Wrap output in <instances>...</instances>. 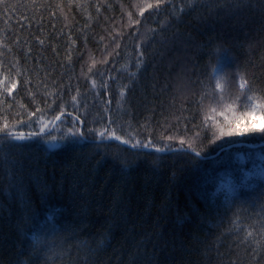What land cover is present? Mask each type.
<instances>
[{
  "label": "snow or ice",
  "instance_id": "snow-or-ice-1",
  "mask_svg": "<svg viewBox=\"0 0 264 264\" xmlns=\"http://www.w3.org/2000/svg\"><path fill=\"white\" fill-rule=\"evenodd\" d=\"M74 3L75 0H69L68 6ZM54 7L63 11L65 5L52 4L48 0H0V17L11 20L19 16L26 21L20 24V29L28 31L27 36L14 32L8 37L10 43L0 40V46L5 49L0 51V218L6 211L10 214L3 198H7L9 203L19 201L23 209V215L15 222L16 239L12 246L16 249V259L12 264H97V253L112 244L117 232L131 233L132 229L125 230L124 227L126 211H121L118 217L113 212L112 218L96 229V222L89 215L88 202L75 198L77 195L86 196L87 187L80 192L74 185L67 206L52 203L53 191L63 189H56L42 175L41 154L47 158L59 155L54 150L75 151L85 147L90 149L92 156L98 157L96 167L111 163L121 174L134 170L141 160L149 169L156 170L162 163L158 156L160 153L179 157L182 161L179 174L195 176L191 191L200 207L190 206L192 215L199 218L201 224L219 229L217 240L231 235L236 250L243 246L246 264H264V56L261 57L258 75L250 70V65L256 66L251 58L239 61L230 46L213 43L211 37L207 43L194 44L192 31H184L178 26L184 23L185 17L194 15L204 23L207 17L201 19L198 15L204 8L209 14L220 8H230L233 13L247 9L254 16L259 14V31L264 33V0H221L216 4L206 0H183L180 4L175 0H145L138 8V17L131 12L127 14L130 29L127 36L133 41V57L124 66L129 69L126 74L121 72L113 76L107 69L94 71L93 67L88 68L86 79L90 80L91 90L97 96L107 94L102 109L95 110L94 116L89 111L94 108V101L91 105L87 103L78 83H72L70 72L76 40L71 38V30L67 35L60 32L66 40L65 62L58 59L60 52L51 41L46 43L31 32L33 20L37 30L44 31V17L40 10ZM29 11L34 14L26 15ZM146 12L149 16L164 19L155 20L157 27L141 33ZM55 15V12H50V16ZM206 27L215 31L214 25L207 24ZM52 28L56 31L54 24ZM199 31L204 34L203 29ZM244 35L247 36V32ZM123 38L124 34L111 38L115 46L108 56L113 58V69L116 58L122 55L121 44L116 41ZM88 40L89 36L84 35L85 51ZM13 47L19 51L13 53ZM190 49H194V54ZM177 50L184 53V58L171 76L169 107L172 111L170 118H165L166 125L157 121L163 130L154 138V130H149V117L145 123L137 122L133 127L132 107L126 95L137 90L144 93L146 88H151L152 95H155L159 66L155 62L156 57L164 60L167 53L172 52L175 56ZM76 51V59L82 60L83 52ZM104 51H107V46ZM9 53H12L10 57ZM53 58H56L55 64ZM174 62L168 60V73H171ZM100 63L107 65L109 61ZM95 64L96 61L92 60V65ZM168 73H165L160 91L169 88ZM65 75L67 80L61 83ZM96 76L101 78L99 83L94 78ZM49 79L57 86L54 92L47 91L46 81ZM122 80L127 81L118 89L123 103L118 101L117 110L113 112V93L109 91L107 81L119 83ZM42 91L43 96H40ZM73 91L75 95H70L72 110L69 111L63 97ZM20 92L27 94L33 107L23 103L17 107ZM148 104L145 109L154 112L155 109ZM90 116L91 120L88 119ZM65 124L71 127L59 137L48 131H59ZM174 128L176 134L165 135L173 132ZM181 131L182 135L179 134ZM141 136L143 139L138 138ZM57 140L60 142L54 143ZM177 141L178 146L173 147ZM127 153H131L133 159L129 160ZM176 176L177 173L173 172V177ZM33 189L38 195L39 206L34 205L30 195ZM187 220V214L178 216L181 224ZM225 223L227 227H224ZM158 236L162 237L163 233ZM198 239L193 235V240ZM93 241L95 247L92 246ZM179 244L185 247L182 238ZM176 247L173 241L172 251ZM216 247L219 258L223 254L218 251L219 246ZM153 248L151 254L143 253L147 256V264H174L172 252L167 250V241L158 251L155 245ZM73 249L79 261L71 259ZM80 253L84 255L80 256ZM208 254V249L202 253L206 258ZM141 255L137 247L128 254L124 264H137ZM122 256L123 253L117 257L116 264H122ZM65 257H69V261L66 262ZM0 264H4L3 259H0ZM218 264H223V261L218 259ZM230 264H240V261L233 259Z\"/></svg>",
  "mask_w": 264,
  "mask_h": 264
},
{
  "label": "trees",
  "instance_id": "trees-1",
  "mask_svg": "<svg viewBox=\"0 0 264 264\" xmlns=\"http://www.w3.org/2000/svg\"><path fill=\"white\" fill-rule=\"evenodd\" d=\"M52 4L63 3L65 7L63 11L59 8L41 9L40 14L43 15V32H39L36 27V21H32L31 32L39 35L41 39L51 43L60 52L58 59L64 61V52L66 50V40L64 36L60 35L63 31L65 35L71 30V38L76 40L73 46V68L70 72L72 75L73 85L80 88L82 95L86 98V102L90 105L93 104L94 108L89 111L95 115V110L102 109L104 96H97L91 90L90 80L86 79L88 76V68L93 67V70L100 69L101 71L107 69L111 75L116 76L119 73L126 72L124 66L128 64L133 57V41L127 36L130 31L128 28V13L131 12L134 17H138V8L143 6L145 0H75V3L69 7V0H48ZM177 4L183 0H175ZM207 3L216 4L221 0H206ZM112 5V7H108ZM50 12H55V17L50 16ZM26 15L32 16L34 13L29 11ZM199 17L203 19L207 17L204 23H201L194 15L192 17H185L184 23L178 25L184 31H192L195 37L194 44L207 43L209 38L213 43L220 46H230L239 61L251 58L256 66L250 65V70L255 71L258 75L261 72V57L264 56V33L259 31L260 18L257 13L255 16L247 9L240 12H231L230 8H220L216 12L209 14L207 8L199 12ZM91 17V18H90ZM146 19L140 27L141 33H146L148 28H155L157 24L155 20H163V17H156L155 15L149 16L145 13ZM26 23L21 17L14 16L11 20H5L0 17V40L4 43H10L8 37L16 34L28 35L27 30H21L20 24ZM55 25L56 31H53L52 25ZM90 25L86 28L85 25ZM207 24L215 26V31H211ZM243 25V27H241ZM235 26V27H233ZM199 29L204 30L201 34ZM247 32V36L244 33ZM124 34L123 39H117L116 42L121 44L122 55L116 58L115 69L112 67V57L108 56L114 48L111 42L112 36L119 37ZM88 35L87 50L83 43V36ZM103 37V41H101ZM242 42V43H240ZM251 45L249 48L248 46ZM107 46V51H104ZM83 52V59L77 60V51ZM0 51H5L0 46ZM19 49L13 47V53L18 52ZM194 54V49H190ZM9 57L12 53L8 54ZM184 58V53L179 50L176 51L175 56L172 52L167 53L164 60L159 56L156 57L158 63V83L156 94L152 95V89L146 88L144 93L137 90L134 94L126 95V99L130 101L132 107V124L133 127L137 126V122L143 124L146 122V117L150 118L149 130H154V138L158 136L163 130L157 124H167L166 117L170 118L169 113L172 109L169 107V97L171 92V76L177 71V66ZM53 58V64H55ZM171 59L173 63L171 73H168L167 63ZM92 60L96 61L95 66L92 65ZM102 60H108L107 65L100 63ZM134 70V69H131ZM165 73L169 75V88L165 91H160L165 82ZM57 75V74H54ZM79 77V81H77ZM98 83L100 77H94ZM35 79V77H33ZM67 80V75L64 80ZM48 84L47 91L54 92L56 85L49 79L46 81ZM110 85L109 91L112 95V111L117 110V102L120 101L118 89L126 80L119 83L107 81ZM96 91H101L97 89ZM70 95H75V92L70 94L66 93L63 97L65 106L71 111ZM40 96H43V91ZM39 98V97H38ZM153 101L152 104H148ZM123 103V101H120ZM29 104L33 107L26 93L20 92L17 96V107L19 105ZM154 108V112H149L145 109V105ZM163 105V107H162ZM43 106V104H42ZM128 107V104H125ZM163 113V115H161ZM89 120L92 116L88 117ZM124 119H128L127 116ZM59 124V122H57ZM71 127L70 124H65L60 127L59 131L56 129H49L51 135L59 137L63 135L67 128ZM176 134V129L171 133ZM180 135L183 134L181 131ZM143 139V137H138ZM60 141H54L59 143ZM160 146H163L162 144ZM178 146V141L173 147ZM58 151L59 155L52 157H44L41 154L40 168L42 175L48 180L50 185H54L56 189L62 187V191L54 190L51 196L52 203L56 206H67L70 203V196L73 195L74 185L78 187L80 192H83L84 187H87L88 193L86 196L77 195V201L84 200L89 204V215L91 219L96 222V229L107 219L112 218L113 212L117 217L121 211L127 212V223L124 226L125 230L132 229L130 234L125 232H117L116 238L112 244L103 251L97 253L95 259L97 264H116L117 257L123 253L121 257L122 264L127 261L128 254L134 252L139 247L142 255L138 258L137 264H147V256L143 253L151 254L155 249L159 248L168 242V251L172 252L174 257V264H218V259L223 261V264H230L233 259H238L240 264H246V254L243 246L239 250L235 249L232 244L233 237L231 235H224L221 239L217 240L216 237L220 235L219 229L211 228L208 224H201L199 218L192 215L190 206L200 207L199 202L195 198L194 193L191 191L195 176L184 173L179 174V168L182 161L179 157L168 155L167 153H160L162 163L156 170H151L147 167L144 160L139 162L138 167L121 174L118 167L113 168L111 163H105L100 167H96L94 157L90 154V149L85 147L78 150ZM129 160L133 159L131 153H127ZM53 161L55 167H53ZM47 163V167H45ZM210 163V162H209ZM173 172L177 176L173 177ZM5 184L7 181L4 182ZM34 205L39 206L40 201L38 195L33 189L30 193ZM4 203L8 205L10 210L3 213V218H0V259H3L4 264H12L16 259V249L13 242L16 239L15 222L23 215V209L19 201L13 200L9 203L7 198H3ZM187 214V222L181 224L178 222V216L184 217ZM199 226V227H197ZM227 227V223L224 224ZM96 231L95 229L93 230ZM163 233L162 237L158 234ZM193 235L199 237L198 240H193ZM183 239L184 246L181 247L179 240ZM177 244L176 250L172 251V242ZM215 241V244L213 243ZM218 251L223 255L218 258ZM92 246L95 247V241ZM118 249V251H114ZM187 249V250H186ZM205 249L209 250L207 258L202 255ZM84 253H80L83 256ZM69 257H65V261H69ZM71 259L79 261L75 249L71 253ZM89 259H92L90 256Z\"/></svg>",
  "mask_w": 264,
  "mask_h": 264
}]
</instances>
